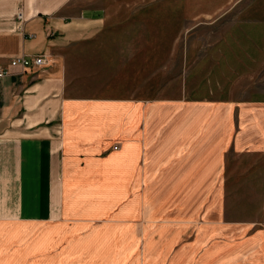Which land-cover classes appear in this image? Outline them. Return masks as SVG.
I'll list each match as a JSON object with an SVG mask.
<instances>
[{"label":"crops","instance_id":"crops-1","mask_svg":"<svg viewBox=\"0 0 264 264\" xmlns=\"http://www.w3.org/2000/svg\"><path fill=\"white\" fill-rule=\"evenodd\" d=\"M102 13L103 8L88 6L86 0L84 5L82 0H0V69L7 71L0 77V264H61L65 229L81 232L103 219L124 232L109 235L112 240L137 244L142 264L162 244L166 245L162 258L175 260L180 254L173 244L193 234H176V227L190 226L187 218L171 217L164 223L154 219L157 227L152 233L139 234L136 216H144L145 196L169 195L167 203L154 205L152 211L192 212L196 199L199 210L205 200L209 202V195L227 194L235 154L264 156V95L257 92L241 93L234 85L224 93L216 81L213 90L198 99L168 100L146 98L143 94L161 93L138 86L119 90L107 79L104 85L87 82L90 93L75 92L74 87L82 86L69 79L64 52L73 41L99 30ZM257 41L248 43L256 58L249 57L244 64L240 54H233L231 64L225 55L220 73L228 75L227 82L238 84L244 77L235 67L261 63L257 57L264 43ZM138 47L123 45L116 60L136 62ZM40 55L46 64L10 66L12 59ZM246 170L264 177L261 159ZM261 187V215L248 219V235H237L241 229L232 235L221 233L225 225L245 221L217 218L213 222L207 217V229L219 227L216 234L197 236L210 244L207 252L212 254L207 258L217 263L223 259L224 264L231 257L232 264H240L243 254L258 252L264 264V181ZM213 205L212 201L208 213ZM246 236L254 246L242 250ZM120 249L126 257L129 249ZM89 254L90 261L96 260L97 247Z\"/></svg>","mask_w":264,"mask_h":264},{"label":"rangeland","instance_id":"rangeland-1","mask_svg":"<svg viewBox=\"0 0 264 264\" xmlns=\"http://www.w3.org/2000/svg\"><path fill=\"white\" fill-rule=\"evenodd\" d=\"M86 4L103 8V22L98 31L85 34L73 41V44L64 52L67 63L65 69L69 79L82 86L80 90L74 87L75 92L90 93L87 82H100L98 84L104 85V80L107 79L119 90L126 89L130 85V87L138 86L146 91L161 93L143 94L146 98L198 99L200 95L213 90L216 81L218 89L221 92L225 91L224 93L233 90L235 85V89L240 90L241 93L248 90L247 92L253 91L258 95H264L261 94L264 93V51H258L257 59L262 61L257 66L235 67L236 71L241 69V75H244L238 84H233L237 80L227 82L228 75L225 72L220 73L227 54L231 60H228L230 64L235 57L233 54H240L242 64L249 57L256 58V53L248 49V43L254 39L258 40L260 45L264 43V0H86ZM246 33L250 36H246ZM125 44L139 45L137 49L140 56L136 57L138 59L136 62L121 64L119 60H116L120 59V52ZM236 47L241 48L239 51H234ZM150 49L153 51L149 52ZM124 53L128 54L130 51ZM105 60L117 64L105 66ZM89 74L96 77L85 79L84 75L88 77ZM207 79L211 81L210 84L205 85ZM202 84L204 87H201ZM181 91L191 92V94H175ZM80 95L91 97L134 95L133 97H137L141 94H72V96ZM246 96L248 94H237L238 98ZM232 154L228 156L230 160ZM258 155L235 154L232 162L234 167L230 172L231 177L226 188L227 194L209 195V202L205 200V205L199 210H197L199 206L196 207L195 203L200 200L196 199L192 204L194 205L192 212L152 211L154 205L158 208L159 204L167 203L169 195L155 197L146 195V211L144 216H136L139 222L136 219L132 222L135 224L134 230L137 229L138 222L139 234L152 233L157 227L154 219L163 221L173 217L187 218L190 225L187 228L176 227V234L186 237L190 231L193 233L183 242L173 244V248L176 246V251L180 254L176 261L162 258L166 247L162 244L147 257L146 264H223V259L217 263L215 258H207L212 254L207 252V245L210 246V244L198 241L197 236L217 233L218 225L209 229L205 226L207 217L213 222L217 218L245 221L246 223L241 225H225L221 233L232 235L241 229L237 235L244 237L249 234L251 225L247 222L248 219L259 218L261 215L260 191L264 177L256 178L246 169L260 159L264 166V156ZM205 198L207 196H202L203 200ZM212 201L214 205L210 209L211 213H208L207 208L210 204L212 205ZM109 222V219L96 221L90 228L86 227L81 232L65 229V254L62 263L140 264L137 244L131 242L121 244L112 240L109 235L124 232L121 227L109 226ZM170 229L173 230V228ZM96 237L100 239V242L94 241ZM82 238L87 240L83 241ZM79 239L80 242H78ZM247 239L246 236V242L241 243L242 250L254 246L249 244ZM95 246L98 258L90 261L89 252H94ZM121 246L129 249L126 257L121 254ZM103 253H105L104 256ZM243 255L240 264H261L262 254L256 252ZM249 256L255 258L250 259ZM224 261V264H232L231 257H226Z\"/></svg>","mask_w":264,"mask_h":264},{"label":"built area","instance_id":"built-area-1","mask_svg":"<svg viewBox=\"0 0 264 264\" xmlns=\"http://www.w3.org/2000/svg\"><path fill=\"white\" fill-rule=\"evenodd\" d=\"M23 17V13L21 11L18 12L17 18L21 19ZM47 60L44 56H34L32 58H27V57H20V58H15L10 61V66H20L22 68H27L30 66H41L46 64ZM7 74V71L4 69H0V77H3ZM116 148V147H114Z\"/></svg>","mask_w":264,"mask_h":264}]
</instances>
